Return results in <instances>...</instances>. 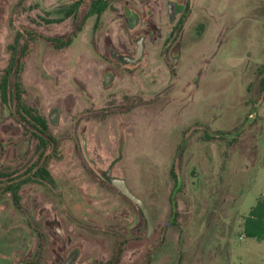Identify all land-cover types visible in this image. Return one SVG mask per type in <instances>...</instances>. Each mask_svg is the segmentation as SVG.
<instances>
[{
    "label": "rangeland",
    "instance_id": "rangeland-1",
    "mask_svg": "<svg viewBox=\"0 0 264 264\" xmlns=\"http://www.w3.org/2000/svg\"><path fill=\"white\" fill-rule=\"evenodd\" d=\"M78 1L0 0V85L17 32L37 33L23 99L59 144L53 185L24 186L21 210L0 202V264H264L244 236L264 199V0H110L77 32L93 0L58 20ZM36 134L0 90L1 171L38 161ZM107 173L145 202L150 236Z\"/></svg>",
    "mask_w": 264,
    "mask_h": 264
},
{
    "label": "trees",
    "instance_id": "trees-1",
    "mask_svg": "<svg viewBox=\"0 0 264 264\" xmlns=\"http://www.w3.org/2000/svg\"><path fill=\"white\" fill-rule=\"evenodd\" d=\"M81 0L74 3L65 12L64 20L76 17L79 13ZM110 0H93L88 13L83 18L78 26L77 32H81L86 21L91 17H97V20L109 9ZM185 19H181L178 26L175 28L177 32L183 28ZM75 36H70L64 39H48L56 49H64L70 47ZM39 38V35L33 31L17 32L14 43L10 46L11 57L9 65L4 73L0 85L2 100L5 104L14 103L16 115L27 125L37 131L36 136L39 140V159L29 168L26 173L9 174L0 170V202L8 193L12 197V201L17 210H21L22 195L21 191L24 186L31 183L46 182L54 184L55 180L48 169L45 154L50 146L53 145V154L57 152L58 142L50 133L49 123L45 116L41 115L36 109L30 107L23 99L25 94L23 86V72L26 62L30 56L32 48ZM261 93L264 94V79L261 81ZM52 144V145H51ZM183 148L180 149L182 151ZM54 156V155H53ZM45 157V159H43ZM171 175L173 179H177L174 168H172ZM111 177L110 173L106 175L108 184ZM116 178V177H115ZM113 186V185H112ZM170 205L172 210V217L178 215V205L173 196L170 197ZM244 236L258 241H264V199L259 200L258 204L252 208L249 216L244 221Z\"/></svg>",
    "mask_w": 264,
    "mask_h": 264
},
{
    "label": "water",
    "instance_id": "water-1",
    "mask_svg": "<svg viewBox=\"0 0 264 264\" xmlns=\"http://www.w3.org/2000/svg\"><path fill=\"white\" fill-rule=\"evenodd\" d=\"M143 43H144L143 39H141V41L139 42V46H138L137 56L135 58L123 57L122 60L129 63V64L139 63L141 61V59L143 58V55H144ZM109 182L119 190V192L122 196H124L125 198H127L128 200H130L132 203L136 204L140 208V210H141V212H142V214H143V216L147 222L148 236H150L155 229V223H154L152 215H151L150 211L148 210L145 202L130 190L125 179L113 177V178H109ZM77 257L78 256L75 254L73 259L66 262L65 264H72V262H75L77 260Z\"/></svg>",
    "mask_w": 264,
    "mask_h": 264
},
{
    "label": "flooded vegetation",
    "instance_id": "flooded-vegetation-1",
    "mask_svg": "<svg viewBox=\"0 0 264 264\" xmlns=\"http://www.w3.org/2000/svg\"><path fill=\"white\" fill-rule=\"evenodd\" d=\"M112 81H111V77L110 76H108V78H107V83L109 84V83H111ZM111 177H114V176H112V174H111ZM116 178H118V177H116ZM124 197V196H123ZM147 223V222H146Z\"/></svg>",
    "mask_w": 264,
    "mask_h": 264
}]
</instances>
